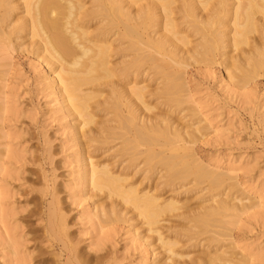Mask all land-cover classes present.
<instances>
[{
  "label": "rangeland",
  "instance_id": "374dc122",
  "mask_svg": "<svg viewBox=\"0 0 264 264\" xmlns=\"http://www.w3.org/2000/svg\"><path fill=\"white\" fill-rule=\"evenodd\" d=\"M193 37L199 44L201 39ZM193 37L189 39L191 43ZM29 39L14 41V44L21 42L22 49L17 50L15 46L7 50L10 52H0V74L3 75H0V264H67L63 247L66 245L74 246L90 264H165L169 255L162 249L157 234L150 233L136 213L134 217L127 208L118 206L120 220L113 214L105 216L112 211L113 200L91 195L90 189L83 186L81 174L86 169L82 162L84 154H78L77 121L64 114L58 96L48 87L44 79L47 68L35 57V49L29 45L34 41ZM193 62L189 61L191 65ZM198 62L185 70L186 93H183L186 95L179 94L185 97V102L176 108L172 102L165 104L161 101L164 99H156L153 103L158 108L155 107L153 113L160 117V112L165 115L170 111L168 105L172 107L169 118L179 129L183 127V132L196 134V142L191 136L190 147L206 168L224 177V187L209 188L208 191H212L208 192L205 183L196 185L195 190L189 185L190 179L173 182L172 188L163 187L160 184L163 179L157 181L160 174L153 182L147 181L148 185L145 180L142 187L153 189L160 184L156 192L162 194V199L172 197L179 202L178 210L162 220L155 231L177 243L171 258L175 264H229L235 257H248L250 264H264V66L262 71L256 72L258 75L254 73L246 80L239 79L244 77V72L241 75L235 72L234 83L229 84L227 72L220 65L213 61V64ZM121 83L122 92L124 85L127 89L132 86L129 82ZM161 86V81H157L150 84V89L154 91ZM98 111L95 108V122L100 126L96 124L94 130L101 131L95 133L108 137L110 133L106 132L104 124L110 125L113 113L107 112L110 115L105 117L107 113ZM109 125L113 127L115 123ZM108 141L107 148L103 146L105 151L95 152L94 160L116 162L117 168L118 159H122L120 162L126 159L121 155L129 156L128 151L120 153L122 158L118 156L113 160V153L121 142ZM123 162L118 169L128 165V160ZM137 168L124 171L133 183L137 180L140 183L144 181L142 176H147L138 173ZM135 171L132 176L131 172ZM189 188L194 190L187 192ZM213 197L216 203L235 199L229 201L231 205H246L247 209L239 213L240 218L230 217V213L229 218L221 215L222 225L219 220L214 221L218 215L213 217L210 223L216 230L209 229V223L204 225L208 231H204L197 217L213 204ZM56 213L62 219L64 234L61 237L56 230L55 235L48 232L50 220L55 221Z\"/></svg>",
  "mask_w": 264,
  "mask_h": 264
},
{
  "label": "bare ground",
  "instance_id": "6f19581e",
  "mask_svg": "<svg viewBox=\"0 0 264 264\" xmlns=\"http://www.w3.org/2000/svg\"><path fill=\"white\" fill-rule=\"evenodd\" d=\"M177 19H181V23ZM156 31L161 34L157 35L159 33ZM191 36H195V39L199 36V44L195 43L194 37V43H191ZM26 37L30 38V42L34 41L29 45L34 47L31 48L35 49V57L47 68L44 79L49 82L47 84L53 95L58 96L64 114L73 116V120L77 121L74 135L79 141L78 154H84L82 162L86 169L81 174L83 186L90 189L91 195L94 193L97 197L99 194L113 200L114 206L110 205L112 211L109 215L106 212L105 216L113 214L116 220H120L118 213L121 209L116 210L118 206L127 208L133 215L136 213L150 233L157 234L162 249L169 255L165 264L169 260L172 263L171 258L175 255L173 248L177 243L170 242L155 228L178 210L176 206L179 202L172 197L162 199V194L156 192L158 185L169 187L178 180L190 179L188 184L191 187L195 189L196 185L206 183L208 191L209 188L224 187L225 179L206 168L196 157L190 147L196 134L189 131V136L188 131V135L183 132V127L179 129L174 125L169 118L172 107L166 106L170 111L165 115L160 112L158 117L153 113L157 105L153 102L161 98L165 100H161L163 103L172 102L171 105L174 103L176 108L180 106L185 97L183 99L179 94L186 95L185 70L193 61V64L203 60L205 64L213 61L220 65L227 72L229 84L234 83L235 72L238 75L245 73L240 80H246L254 73L258 75L256 72L262 71L264 66V0H0V52H10L7 50L15 46L17 50L22 49L23 44L17 42L18 46L14 41ZM121 80L123 84L129 82L132 85L128 89L123 86L125 93L119 88H122ZM157 81H161V88L151 91L150 84ZM92 105L102 113H113H107L105 117L110 115L112 122L109 123H115V126L108 124L109 119L104 123L107 122L110 127L103 123L105 130L108 129L106 132L110 133L108 137L107 134L101 137L95 133L101 130H94L100 125L95 122L96 112ZM108 140L121 142L120 148L113 153V160L121 152L126 154L128 151L130 158L124 153V156L121 155L126 157L123 161L128 160V165L121 167V170L118 168L124 163L120 162L122 159H118L117 168L116 162L94 160L95 152L101 149L105 151ZM131 167H139L138 173H145L149 177L140 174L144 181L133 183L124 174ZM135 174L136 171L134 174L131 172L132 176ZM155 178L157 181L163 180L158 185L155 182L153 189L145 185L142 187L145 180L149 182ZM190 189L193 188L186 191L190 192ZM226 200L217 203L214 200L206 208L207 211L203 209L204 213L197 217L203 225L195 223L202 228L213 217L219 216L214 219L217 223L221 215L224 217L226 214V218L229 213L232 215L230 217L240 218L239 213L247 209L246 205H231L229 201L235 199ZM98 207L101 210L102 207ZM56 214L55 221L50 220L48 232L55 235L56 230L61 237L64 234L62 219L60 214ZM211 226L214 225L210 223L209 229L216 230V226ZM202 229L208 231L205 226ZM63 247L68 257L67 264L91 263L74 246ZM248 262V257H235L229 264Z\"/></svg>",
  "mask_w": 264,
  "mask_h": 264
}]
</instances>
